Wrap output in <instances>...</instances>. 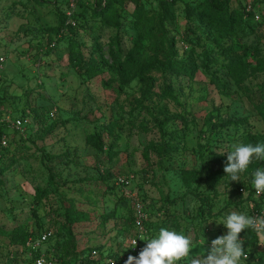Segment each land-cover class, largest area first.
Here are the masks:
<instances>
[{
    "label": "rangeland",
    "instance_id": "374dc122",
    "mask_svg": "<svg viewBox=\"0 0 264 264\" xmlns=\"http://www.w3.org/2000/svg\"><path fill=\"white\" fill-rule=\"evenodd\" d=\"M61 1L0 0V264L28 254L16 230L28 240L52 234L36 251L49 264H61L62 243L68 252L100 248L124 264L134 199L148 236L183 233L191 255H206L227 232L216 223L249 213L237 182L224 175L210 190L204 179L213 155L264 143V23L243 16L250 7L264 21V0H231L228 24L212 18L207 0H124L113 4L118 27L95 17L90 0L76 9V34L53 48ZM135 9L143 12L137 27ZM227 36L239 39L226 41L250 66L240 85L215 46ZM70 41L82 69L68 60ZM168 54L190 69L162 70ZM184 170L200 174L189 189ZM67 215L73 223L64 230ZM247 237L240 234L242 264H259L264 241Z\"/></svg>",
    "mask_w": 264,
    "mask_h": 264
},
{
    "label": "trees",
    "instance_id": "16d2710c",
    "mask_svg": "<svg viewBox=\"0 0 264 264\" xmlns=\"http://www.w3.org/2000/svg\"><path fill=\"white\" fill-rule=\"evenodd\" d=\"M78 1V2H77ZM74 0L75 2V11L72 15V20L75 22V26H71L70 24H67L68 21V17L65 14L66 9L69 6V0H62L61 3L64 4V8L60 10V12L58 13V26L56 27V33L55 35L57 36L56 39L54 40H50V46H52L53 48L56 46V44H58L64 37L65 34H69V37L73 36L74 34H76V31L79 28V25L77 24V19H76V9H78L79 5H84L86 2H82L81 0ZM90 1V0H89ZM94 2V8H93V14L95 17H99L101 18L100 20H112L114 22V25L116 27L119 26V22L117 21V19H115L114 17V13H115V9H113V4L114 3H121L124 0H93ZM230 1L231 0H207V9L210 13V15L212 16V18L217 22V23H224V24H228L231 23V18L233 17L234 11L231 9L230 7ZM165 4V2H163ZM134 20H133V25L135 27L139 26L142 21H143V12L139 9H135L133 14H132ZM243 16L246 17H251L252 19L253 16L250 12H246L245 8L243 11ZM225 21V22H223ZM261 24V23H260ZM221 39V38H220ZM226 39L229 40H236L235 43H239V39L232 37V36H227L225 38V40H221V43H219L218 45H215L218 47V53L222 56H224L226 58V60L229 61V72H230V76L232 78V80L237 84L240 85L244 82L245 80V75L248 72V70L250 69V66L247 65L245 59L241 58L238 55H232L234 50H233V45H235V43L232 44H228L226 41ZM235 53V52H234ZM67 57L70 63H74L75 66H77L79 63L82 62V59H80V55L77 52L76 53V49H75V45L73 41H70L69 44V50L67 52ZM171 55H166V61L162 64H160V67H162V70H170V69H174L178 72H184V71H188L190 68H186V65L183 63H175L171 61ZM83 64V63H82ZM147 65H149V63H146ZM145 65V66H147ZM79 66V65H78ZM83 65L79 66V69H82ZM86 71L88 73H91V71H89L88 69H86ZM94 74V73H91ZM138 77L140 79H145V76L143 75V73H137ZM249 143L253 144V141L250 140ZM226 156H222V155H213L211 162L213 164V167L209 168L206 173H205V179H204V183H205V187L207 189L210 190H214L215 186L219 183V181L224 177L225 173L223 171L222 168H224L225 163H226ZM223 166V167H222ZM257 168H264V162L262 161H258L257 163H252L249 166V169L241 175V180L239 181V183L237 182V185L235 187V194H238L239 190L243 189L246 191L247 196H246V202H247V206H248V212L247 215L249 216V214L255 210H257L259 208V202L256 201L253 198V193H254V187H253V175L252 173L257 169ZM199 173L195 172V171H190V170H184L181 172V180L182 183L184 184L186 189H189L191 187V185L199 178ZM236 184V183H235ZM262 202L264 200V196L261 198ZM83 215L82 213H76L75 217H79L81 218ZM71 215H67L65 220L66 223H68V225L66 227H64V230H68L69 226L73 223L71 221ZM133 221V217H131V222ZM133 227V224H132ZM147 229V228H146ZM16 233H14V239L16 238H22L23 239V243L28 242V238L29 235L23 233L20 230H16ZM47 233V232H44ZM243 233L248 236L247 237V244H257L258 242L260 243V238L257 236L256 232L252 229H246L245 231H243ZM42 234V233H41ZM51 234V233H50ZM19 236V237H17ZM52 238V234L50 236V238L48 239V241L46 243H48ZM45 243V244H46ZM61 246L63 247L64 251L62 252L63 254L60 255L59 260L61 264H100L99 262H95V261H89V260H85V259H80V257L88 254L90 251L92 250H96L101 252L102 250L100 248H90L84 251H71L68 252L65 249V246H63V243L61 244ZM55 251H54V255L56 254V250L57 252H59V248L61 249L59 243L54 245ZM32 255L34 257L39 256L37 254V252L32 253ZM111 258L114 259V261L116 262V259L113 257V255H110ZM14 263H16V261H12ZM259 264H264V260L260 261Z\"/></svg>",
    "mask_w": 264,
    "mask_h": 264
},
{
    "label": "clouds",
    "instance_id": "9594fccd",
    "mask_svg": "<svg viewBox=\"0 0 264 264\" xmlns=\"http://www.w3.org/2000/svg\"><path fill=\"white\" fill-rule=\"evenodd\" d=\"M232 148L223 171L231 182H239L254 161H264V143H239ZM252 175L255 191L264 193V168H257ZM216 224H222L227 232L211 240L206 255H191L194 248L191 237L160 228L154 237L141 235L138 240L144 241L145 246L137 256L129 255L124 264H178L181 261L187 264H242V258L247 259V255L240 234L252 229L264 241V216L252 217L233 211ZM131 243L136 246L137 240ZM37 264H43V261H37Z\"/></svg>",
    "mask_w": 264,
    "mask_h": 264
},
{
    "label": "built area",
    "instance_id": "2783aa9c",
    "mask_svg": "<svg viewBox=\"0 0 264 264\" xmlns=\"http://www.w3.org/2000/svg\"><path fill=\"white\" fill-rule=\"evenodd\" d=\"M82 2H88L89 0H81ZM75 11V2L74 0H69V6L65 11L66 16L68 17L67 24H70L71 26H75V22L71 19L72 15ZM246 12H250L252 14V11L250 7L246 9ZM253 18L260 23H264V21L261 19L260 16L252 14ZM3 62V59H0V63ZM14 127L18 131H22V123L17 120L14 122ZM118 184L123 185L127 184L126 181L122 178L117 179ZM264 194L260 193L257 194V192L254 189L253 198L259 202V208L249 214V216L252 217H258V216H264V200L262 202L261 198ZM132 212H133V229L134 234L128 241V252L124 259L126 260L129 255L137 256L140 249L144 247V241L138 240L141 235H147V231L145 228V222L147 221V215L144 212V209L142 207V204L138 202V200H133L132 202ZM50 233H42L40 234L35 240L29 239L27 242V256L26 258L20 262V263H14V264H37V261H43V264H49L47 260L42 257L41 255L34 257L32 255L33 252H36L38 248L45 244L48 239L50 238ZM137 240L136 246L131 243V241ZM80 259H85L89 261H95L99 262L100 264H117L113 258L110 257L107 253H103V251L99 252L96 250L90 251L88 254L80 257ZM80 264V263H78Z\"/></svg>",
    "mask_w": 264,
    "mask_h": 264
}]
</instances>
